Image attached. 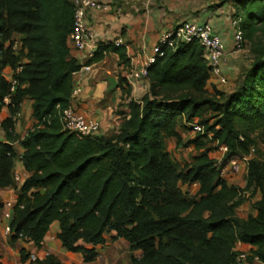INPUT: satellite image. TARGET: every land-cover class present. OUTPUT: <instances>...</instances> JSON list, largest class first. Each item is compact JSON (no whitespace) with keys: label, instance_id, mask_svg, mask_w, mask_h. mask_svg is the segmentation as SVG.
<instances>
[{"label":"trees","instance_id":"obj_1","mask_svg":"<svg viewBox=\"0 0 264 264\" xmlns=\"http://www.w3.org/2000/svg\"><path fill=\"white\" fill-rule=\"evenodd\" d=\"M226 2L251 58L234 90L210 92L213 77L202 47L183 42L165 49L147 68L142 80L147 91L139 100L131 98L127 82L118 84L126 112L113 132L78 138L61 124L72 101L73 73L82 66L68 44L71 0H0V112L3 99H10V116L1 122L6 143H0V191H17L12 242L39 249L57 222L61 247L80 254L84 263L96 261L110 234L140 252L131 264H238L237 243L251 246L247 262L257 257L264 264V162L249 159L240 190L209 155L210 142L227 148V162L264 143V0ZM15 37L16 53L5 46ZM108 53L129 66L125 48L111 42L99 44L84 64L100 62ZM18 65L22 70L10 94L5 71ZM24 99L32 101L35 124L20 139L13 134L12 117ZM207 111L209 117L201 118ZM197 118L203 134L188 144L198 154L177 170L166 140L179 143V126ZM16 161L27 173L19 187L13 180ZM250 189L259 198L252 203L255 215L243 219L237 210L244 204L241 194ZM2 211L0 201V218ZM29 257L20 250L22 263L62 264L51 254L34 262Z\"/></svg>","mask_w":264,"mask_h":264},{"label":"crops","instance_id":"obj_2","mask_svg":"<svg viewBox=\"0 0 264 264\" xmlns=\"http://www.w3.org/2000/svg\"><path fill=\"white\" fill-rule=\"evenodd\" d=\"M107 4V11L89 10L85 19L87 30L92 33L88 45L96 51L99 44L113 43L120 39L129 59V66L119 63L118 56L108 53L102 61L92 63L90 70L73 80V84L80 87V93L72 99L70 108L86 119H94L100 122L103 133L113 132L119 125L121 114L126 112L123 101L122 87L127 82L130 85V94L133 100H139L147 91L146 84L131 79V74L137 71L152 55V48L159 37L173 27L183 22L196 24L208 23L213 33L223 42L225 58L222 65V73L227 78L231 77L233 69L239 64L233 51L234 29L231 26L233 8L226 0H97ZM226 3H223V2ZM79 64L86 62L85 54L71 52ZM114 78L116 87L109 91L107 78ZM124 79L122 82L121 80ZM123 84V85H118ZM213 88L221 90L214 81H210L208 90ZM0 112V143H6L1 122L10 116L5 102ZM13 134L22 139L28 130L35 124L32 118V101L24 99L18 113L12 117ZM105 131V132H104ZM15 149L21 153V149L13 143ZM229 170V168H228ZM244 169L239 173L242 174ZM246 173V170H245ZM237 174V175H239ZM27 175L20 161H16L13 176ZM233 179H236L234 176ZM19 187L20 184L14 183ZM231 184V183H230ZM16 189L8 188L0 191V201L15 200ZM243 206V205H242ZM241 206V207H242ZM255 212V211H254ZM252 212L250 215L254 216ZM238 215V213H237ZM249 216V215H248ZM240 217V216H238ZM241 218V217H240ZM247 218V217H246ZM7 222L0 218V263L1 264H27L20 261V250L24 249L29 254H35L42 259L46 254L54 255L62 264H94L84 263L80 254L68 253L57 239L59 233L58 223L53 222L44 237L42 246L38 249L32 243L22 240L12 242L4 231ZM106 244V243H105ZM251 246L237 243L235 250L239 253H249ZM65 251L66 261L62 256ZM241 264H254L243 262ZM255 264H263L260 261Z\"/></svg>","mask_w":264,"mask_h":264},{"label":"built area","instance_id":"obj_3","mask_svg":"<svg viewBox=\"0 0 264 264\" xmlns=\"http://www.w3.org/2000/svg\"><path fill=\"white\" fill-rule=\"evenodd\" d=\"M73 6V26L68 35V44L71 51L84 53L86 61L91 59L94 55V50L88 45V41L92 38V33L87 30L85 26V19L89 10L107 11L108 5L98 2L97 0H71ZM234 29L233 36V51L239 53L243 50L242 32L239 28V20L234 19L231 22ZM197 42L202 47L208 64L211 68V76L217 78L221 83L226 81L222 73V65L225 58V49L221 39L213 33L212 27L208 23L196 24L191 22H183L173 27L171 30L164 32L152 48V55L149 56L144 64L135 72L131 74V79L141 81L147 77V68L154 63L157 57L164 55L165 49L174 50L180 43ZM114 46H122V41L117 39L113 42ZM5 46H10L11 50L16 53L20 50L19 38L15 37L8 41ZM26 60H23V63ZM22 70V65H18L15 69L5 71V77L9 84V93L13 94L16 90L18 80L15 78ZM90 70V65H82L81 68L73 73V80L80 78L81 75ZM80 87L73 84L71 98H75L80 93ZM9 96L3 99V102L8 104ZM61 124L63 131L73 133L76 137H85L98 135L103 133L100 122L94 119H86L83 115L75 113L70 107L65 109L61 115ZM193 134H203V128L198 123L189 124ZM219 149L226 153L225 146H219ZM247 156L234 157L227 162L229 171L233 174H239L247 166V162L251 158V153ZM27 175L25 176V178ZM15 183L20 184L23 179L21 176H13ZM195 184L193 185V188ZM16 199L4 200L3 211L1 219L7 222L4 231L9 235L10 221L12 219V211ZM48 254L45 253V256ZM35 254H30L29 261L34 262L39 260ZM248 253H240L237 257V263L241 264L247 262ZM253 262H259L257 257H254Z\"/></svg>","mask_w":264,"mask_h":264},{"label":"rangeland","instance_id":"obj_4","mask_svg":"<svg viewBox=\"0 0 264 264\" xmlns=\"http://www.w3.org/2000/svg\"><path fill=\"white\" fill-rule=\"evenodd\" d=\"M236 56V58L239 59V64L233 69L230 78L224 76L226 79L224 83H221L217 78H212V81H214L217 86L220 87L221 90H223V93H228L238 86L240 76L250 65L251 58L248 52V46H245L244 50L239 52ZM208 117V111L204 112L201 116V118ZM199 120L200 118L195 119L192 124L199 123ZM188 128H190L188 123H184L183 125L179 126L181 136V140L179 143H177L174 139L166 140V150L169 153L177 170H181L183 167L188 165L193 160V157L198 154L193 145L188 144V142L195 137V134H193ZM208 147L211 148V152L209 153L211 159H213L216 162L217 166L221 168V175L228 180V183L233 184L240 190L244 189L246 177L245 170L247 166L245 167L242 174H233L228 170L227 161H225L226 153L222 152L219 149L217 143L210 142L208 143ZM251 157H256L260 161L264 162L263 142L259 141L257 143V147L255 148V151H252ZM234 176H236V179H233ZM181 188L185 193L184 186H182ZM251 193L252 189L241 194L244 204L237 210V213L238 216L243 219H245L248 215H250V213L255 211L252 207V203L259 198V194L257 193L252 197ZM105 237L106 244L102 248L98 249L99 256L94 264H131V258L140 257V252L131 249L126 241L121 239L111 240L110 234H106ZM61 252H63V261H66L65 251ZM253 263L255 264V262Z\"/></svg>","mask_w":264,"mask_h":264},{"label":"water","instance_id":"obj_5","mask_svg":"<svg viewBox=\"0 0 264 264\" xmlns=\"http://www.w3.org/2000/svg\"><path fill=\"white\" fill-rule=\"evenodd\" d=\"M107 82H108V85H109L108 86V90L109 91L113 90L116 87V81H115L114 78H111V77L107 78Z\"/></svg>","mask_w":264,"mask_h":264}]
</instances>
